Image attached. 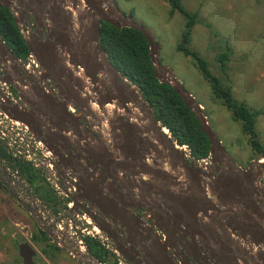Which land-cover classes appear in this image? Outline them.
Returning a JSON list of instances; mask_svg holds the SVG:
<instances>
[{
    "label": "water",
    "instance_id": "water-1",
    "mask_svg": "<svg viewBox=\"0 0 264 264\" xmlns=\"http://www.w3.org/2000/svg\"><path fill=\"white\" fill-rule=\"evenodd\" d=\"M0 7L10 10L42 69L39 78L25 72L0 37V81L24 103L0 91V111L27 126L62 164L66 158L57 149L77 146L92 159L93 171L106 170L100 178L92 172V197L79 195L74 202L90 203L93 221L113 244L119 240L116 251L126 264H151L147 258L155 253L150 249L157 247L155 264H174L167 258L169 249L189 245V237L193 246L202 244L211 253L208 263L264 264L263 159L247 169L236 164L203 107L161 64L160 46L143 26L120 11L115 0H0ZM28 16L34 27L26 25ZM103 23L138 30L147 38L155 78L171 86L195 115L210 141L209 160L218 177L200 174L202 167L186 159L191 158L188 149L157 120L140 89L113 66L101 45ZM50 80L59 97L44 91L42 84ZM69 106L80 114H72ZM81 173L87 177L88 171ZM139 208L151 214L148 224L136 215ZM200 218H205L202 228L195 224ZM78 251L70 249L82 260ZM36 252L22 243V264H36Z\"/></svg>",
    "mask_w": 264,
    "mask_h": 264
},
{
    "label": "rangeland",
    "instance_id": "rangeland-1",
    "mask_svg": "<svg viewBox=\"0 0 264 264\" xmlns=\"http://www.w3.org/2000/svg\"><path fill=\"white\" fill-rule=\"evenodd\" d=\"M115 2L120 11L132 16L159 44L161 64L174 72L185 90L203 107L210 127L236 164L247 169L251 162L260 160L254 157L241 124L233 120L231 112L220 101L213 99L210 85L198 72L193 59L178 51L185 30L182 17L171 11L166 0ZM181 3L188 11L199 15L190 50L207 62L213 75L232 86L238 102L263 111L256 122V130L264 144V0H181ZM227 44L231 55L228 67L225 64L223 68L218 56L227 51ZM4 130L0 118V131ZM3 171L12 170H7L0 162V264H18V244L25 242L37 251L38 264H84L71 255L70 249L76 247V236L68 221L61 223L58 219L56 214L61 210V202L46 179L40 175L36 180L38 188L43 186L53 194L43 199L19 173L14 178L12 172L7 176ZM260 181L263 184L264 180ZM37 210H40L38 214L50 212L57 223L49 227L48 221L36 220ZM60 223L65 233L62 240L54 233ZM77 237L83 238L80 233ZM85 253L90 254L87 249ZM61 254L65 262H61ZM89 257L100 264L91 254Z\"/></svg>",
    "mask_w": 264,
    "mask_h": 264
},
{
    "label": "trees",
    "instance_id": "trees-1",
    "mask_svg": "<svg viewBox=\"0 0 264 264\" xmlns=\"http://www.w3.org/2000/svg\"><path fill=\"white\" fill-rule=\"evenodd\" d=\"M166 1L171 7V11L180 15L185 23V30L182 33L178 51L193 59L198 72L209 83L213 99L220 101L231 112L233 120L241 124L254 157L264 159V144L259 139V133L256 130V122L263 111L253 110L244 102H238L233 96L232 86L228 85V82L225 84L213 75L207 62L190 50L189 44L192 40L193 31L199 23L198 13L185 9L181 0ZM101 32V45L109 55L113 66L130 83L140 89L143 99L152 108L157 120L169 130L177 144L181 147H187L193 160L198 162L207 159L210 155V141L202 133L200 123L193 112L184 104L182 98L171 86L161 84L155 78L150 59V44L147 38L138 30L117 28L108 23H103ZM0 37L18 59L23 61L28 59L29 49L14 22L12 13L2 7H0ZM230 55L231 50L228 45L227 51L218 56V61L223 68L226 65L228 67ZM20 158L15 156L0 140V161L2 164L12 171H18L21 177L30 182L43 199L53 197L49 189L36 186V180L40 176L39 172L26 160L23 158L20 160ZM41 233L45 235L43 232ZM44 239L46 240V237ZM84 242L90 254L98 262L118 264L117 257L108 251L99 239L87 237Z\"/></svg>",
    "mask_w": 264,
    "mask_h": 264
},
{
    "label": "built area",
    "instance_id": "built-area-1",
    "mask_svg": "<svg viewBox=\"0 0 264 264\" xmlns=\"http://www.w3.org/2000/svg\"><path fill=\"white\" fill-rule=\"evenodd\" d=\"M28 63L29 64L27 67L36 68L35 70H31L30 73H28L32 74L35 78H39L42 69L40 68L37 60L31 54L28 57ZM44 83L49 84V90L47 91V93H52V95L54 96L58 94L55 86L50 85V81ZM0 91L4 93L6 98L8 97L10 99L16 100L14 99V94L11 90V87L3 81H0ZM0 99L3 100L1 96ZM0 118L2 119V123L5 125V130L0 131V140L5 143L8 149L12 151L15 156L21 157L24 160L28 161V163H30V165L37 172H39V175H42L46 179L47 183L55 191L57 198L61 202V206L59 208L61 210L58 214H56L59 217L58 219L61 220V223H65L66 221L69 222L70 228L71 230H73V234L76 236V247L84 250L85 252V249H87L86 244L83 238L79 239L77 235L78 233H81L83 236H92V228L88 227L92 226V222H89L88 216L85 213L73 212L74 202H71L69 199V189L65 184L66 177H64L63 174V176L59 175V171L61 172L63 170L58 169L56 162L57 158L53 156L52 152L29 130L27 126L10 119L1 111ZM188 160L191 161L192 158H188ZM0 162L2 163V161ZM196 165L201 166L203 171H213V164L209 160V157L198 162L196 161ZM3 173L6 175H10V171H3ZM17 175L18 171H12V177L17 178ZM67 182L69 181L67 180ZM39 212L40 210H37L34 215L36 220L43 223H46V221H48L49 223H47V226L49 227L57 223L56 218L53 217L50 212L44 211L43 213L38 214ZM61 223L58 224L57 229L54 230L55 236L58 240H62V238L64 237V229ZM93 230L96 229L94 228ZM159 236L163 238L164 234L159 232Z\"/></svg>",
    "mask_w": 264,
    "mask_h": 264
},
{
    "label": "flooded vegetation",
    "instance_id": "flooded-vegetation-1",
    "mask_svg": "<svg viewBox=\"0 0 264 264\" xmlns=\"http://www.w3.org/2000/svg\"><path fill=\"white\" fill-rule=\"evenodd\" d=\"M33 17H26V25L28 27H34V24H35V20L32 19ZM35 30V29H34ZM18 59V58H17ZM18 59V62H19V65L21 67H23L24 71L25 72H30L31 70H35L36 68H29L27 67L28 66V59L26 60H20ZM22 62V63H21ZM21 63V64H20ZM3 76V70L2 68H0V77ZM50 85L54 86V84L52 83V81L50 80ZM11 87V86H10ZM43 89L45 92H47L49 90V84L47 83H44L43 84ZM11 90L14 94V99H16V101H18V94L14 91V89L11 87ZM15 92V93H14ZM58 92V90H57ZM56 97H59V92L58 94L56 95ZM18 104L20 106H23L24 103H21L18 101ZM24 108H26L27 110H29V108L27 106L24 105ZM71 108V109H70ZM69 111L71 113H73L74 115H79L80 114V111L76 108V107H71L69 106L68 107ZM81 122L83 124H85V121L84 120H81ZM32 132V131H31ZM33 133V132H32ZM38 138V137H37ZM39 139V138H38ZM40 140V139H39ZM44 144V143H43ZM45 145V144H44ZM46 146V145H45ZM52 146L57 149V147L54 145V143L52 144ZM47 147V146H46ZM48 148V147H47ZM81 148L77 147V146H72V148H70L69 150H67V148H60L59 150L57 149V152L58 153H61L63 157L66 158V163L67 164H62V161L60 158H57V156L54 154V152H52L53 156L56 159V162H57V167L58 169L60 170H63V171H59V175L60 176H63L66 177V179L69 181L67 182V180L65 179L66 181V186L67 188L69 189V199L70 201L74 202V197H78L79 195H83L85 198H86V194L89 193V196L92 197V180L95 181L93 178H92V172H95L96 176L98 178H100V174L104 171H106L104 168L100 167V169L98 171H93L92 170V164H93V161L92 159L84 153V151L80 150ZM71 159H74L75 162H73V160ZM188 160V158H186ZM200 163V162H199ZM75 171V172H73ZM81 171H88L87 173V177H84L81 173ZM63 174V175H62ZM200 174H202L203 176H208L210 175L212 179L218 177L219 173H217L216 171H200ZM42 176V175H41ZM214 176V177H213ZM96 182V181H95ZM84 188L86 189V192L84 191ZM90 203H82L80 202L79 204H76L74 202V211L73 212H76V213H82L83 211H87V213H90L88 212L90 208H92L90 205ZM136 215L138 217H142V220L144 221V223L148 224V220L149 218L151 217V214L143 209V208H139L137 211H136ZM87 219V218H86ZM89 219V222L91 223L92 226H88L89 228H92V231H93V234L92 236H83L81 233L80 235L83 236V240H85V238L87 237H91L93 239H99L103 245L106 247V249L108 251H110L111 253H113L116 257H117V261H118V264H126V261L122 258V256H120L118 254V252L116 251V245L119 244V240L116 239V245L113 244L108 238L106 235H103L100 230L98 229V227L96 226V223L93 221V216L92 214L90 213V216L88 217ZM92 219V220H91ZM102 219H100L101 221ZM150 224V223H149ZM96 229L97 230H93V229ZM96 231H97V234H96ZM103 232V231H102ZM105 233V232H103ZM106 234V233H105ZM65 235V233L63 234ZM94 235V236H93ZM121 236L122 238L127 241V233H125V230L124 232L121 231ZM20 245H22V243L18 244V252H19V255H20V261L17 262L18 264H22V255L20 253ZM138 250V249H137ZM179 250V249H178ZM176 249H173V248H170L169 251H168V254L169 256L174 260H172L174 263L176 262L177 264H185L184 260H185V256H184V249L182 248V251L180 252V250L178 251ZM181 254H180V253ZM37 252H36V257L34 258V261L36 264L37 263V260H38V256H37ZM130 255L131 256H134V253L133 252H130ZM145 257V256H144ZM169 257V258H170ZM170 258V259H171ZM208 258H209V254L205 253L203 256H195L193 255L192 256V259H190V264H213V263H208ZM135 259L137 261H140L141 259L139 257H135ZM148 261L151 263V264H155V260H153L151 257H148L147 258ZM175 263V264H176ZM133 264V263H132ZM214 264H218V263H214Z\"/></svg>",
    "mask_w": 264,
    "mask_h": 264
},
{
    "label": "crops",
    "instance_id": "crops-1",
    "mask_svg": "<svg viewBox=\"0 0 264 264\" xmlns=\"http://www.w3.org/2000/svg\"><path fill=\"white\" fill-rule=\"evenodd\" d=\"M204 220H205V218H200L195 224H199V227L200 228H202V225H203V223H204ZM216 224H217V222H216ZM198 227V226H197ZM215 227H216V225H215ZM187 241L189 242V245H187V246H185V247H183V249H184V256L186 257L185 258V260H184V262H185V264H190V259H192V256L193 255H195V256H198V257H200V256H203L205 253H207V254H211L210 252H206L208 249L207 248H204L203 246L204 245H202V244H198L196 247L195 246H193L194 244H191L190 243V241H191V238L189 237V238H187ZM148 243H150V242H148ZM134 249V248H133ZM180 250V252L182 251V248L181 247H179V248H177L176 247V250ZM158 250H160L158 247H157V249H150V252L149 253H155L154 255H150L151 256V258L153 259V260H155V261H160V257L156 254V252H158ZM178 250V251H179ZM179 252V253H180ZM168 254V253H167ZM181 254V253H180ZM170 257V256H169ZM168 257V255H167V258H169ZM171 258V257H170ZM172 259V258H171ZM173 260V259H172ZM174 261V260H173ZM61 262H65V260H64V256L61 254ZM174 263V262H173ZM176 263V262H175ZM174 263V264H175ZM177 264V263H176Z\"/></svg>",
    "mask_w": 264,
    "mask_h": 264
},
{
    "label": "bare ground",
    "instance_id": "bare-ground-1",
    "mask_svg": "<svg viewBox=\"0 0 264 264\" xmlns=\"http://www.w3.org/2000/svg\"><path fill=\"white\" fill-rule=\"evenodd\" d=\"M20 61V60H19ZM22 63V62H21ZM20 63V64H21ZM30 73V72H29ZM15 93V92H14ZM19 101V100H18ZM71 109V108H70ZM71 111V110H70ZM73 114V113H72ZM208 119V118H207ZM167 133V132H166ZM41 141V140H40ZM2 143V142H1ZM5 144V143H4ZM4 148V147H3ZM183 151V150H182ZM10 157V156H9ZM12 158V157H11ZM20 160H21V158H20ZM189 161V160H188ZM28 162V161H27ZM262 163L264 164V159L262 160ZM241 166V165H240ZM16 168V167H15ZM1 170H3V169H1ZM8 170V169H7ZM10 172H12V171H10ZM8 176V175H7ZM214 177V176H213ZM2 178V177H1ZM6 178V177H5ZM4 180V179H3ZM20 180V179H19ZM22 180V179H21ZM14 181V180H13ZM26 181V180H25ZM8 182V181H7ZM16 183V182H15ZM17 184V183H16ZM30 187V186H29ZM17 188H20V187H17ZM6 190V189H5ZM9 191V190H8ZM27 191V190H26ZM12 192V191H11ZM22 192V191H21ZM10 193V192H9ZM34 193V192H33ZM16 195V194H15ZM20 195V194H19ZM22 196V195H21ZM13 197H15V196H13ZM16 198V197H15ZM32 198V197H31ZM36 198H37V196H36ZM23 201V200H22ZM54 210V209H53ZM96 230H97V228H96ZM49 240H51V239H49ZM52 240H54V239H52ZM67 250V249H66ZM69 251V250H68ZM78 254L80 255V258H82V260L83 261H85L86 262V264H98L94 259H92L91 257H89L85 252H84V250H82V249H79V251H78Z\"/></svg>",
    "mask_w": 264,
    "mask_h": 264
}]
</instances>
